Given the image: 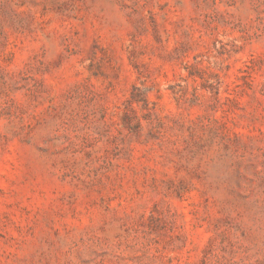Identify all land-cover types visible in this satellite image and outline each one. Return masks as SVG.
<instances>
[{"label": "rangeland", "instance_id": "obj_1", "mask_svg": "<svg viewBox=\"0 0 264 264\" xmlns=\"http://www.w3.org/2000/svg\"><path fill=\"white\" fill-rule=\"evenodd\" d=\"M0 264H264V0H0Z\"/></svg>", "mask_w": 264, "mask_h": 264}]
</instances>
